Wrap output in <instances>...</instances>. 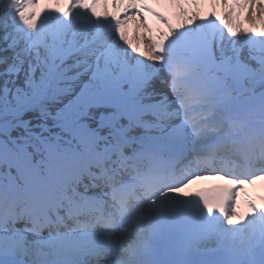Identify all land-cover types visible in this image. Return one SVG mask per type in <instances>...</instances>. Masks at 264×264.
Masks as SVG:
<instances>
[{"label": "snow or ice", "instance_id": "1", "mask_svg": "<svg viewBox=\"0 0 264 264\" xmlns=\"http://www.w3.org/2000/svg\"><path fill=\"white\" fill-rule=\"evenodd\" d=\"M31 3L26 21L0 11V264H264V218L235 247L184 231L163 204L144 235L106 231L85 210L105 177L122 179L145 155L188 142L193 113L264 130V27L251 28L257 40L201 23L223 22L203 7L222 0H111L116 11H94L122 21L115 33L148 63L97 25L39 22L43 3L68 16L72 0ZM129 4L135 15L125 18Z\"/></svg>", "mask_w": 264, "mask_h": 264}, {"label": "bare ground", "instance_id": "2", "mask_svg": "<svg viewBox=\"0 0 264 264\" xmlns=\"http://www.w3.org/2000/svg\"><path fill=\"white\" fill-rule=\"evenodd\" d=\"M242 2V6L240 8V10L238 12H234L232 10V8L228 5L225 4V2H222V7H215V6H205L206 9V13H208L209 11H216L219 12V9L221 10V14L222 18H223V22L221 20H219L220 24H223L226 29L228 30V26H233L235 28H238L239 31L237 32V38L239 37H243L246 36V33H244V31L242 30V26L246 25V26H253V27H264V0H240ZM3 0H0V5L3 3ZM101 3V2H100ZM54 6V5H53ZM255 6L258 12V16L256 18H253V16L250 14V10L251 8ZM131 4H129L126 7V13L125 18L128 15H132V13L134 14V12L129 13L128 12V8H131ZM46 10V8H44ZM247 10V12H246ZM47 11V10H46ZM116 11V9L114 10ZM167 11H171V13L175 16L177 14L176 9H170ZM57 12V11H56ZM93 10H90V12L88 13V15H90V13H92ZM122 22V21H121ZM115 28L119 27V23L118 24H114ZM134 27V26H132ZM131 30V28H130ZM149 31V30H148ZM148 33V32H147ZM226 36L228 35V31L226 32ZM128 39L132 42V43H136V40L133 38V36L131 37V39L128 37ZM151 36L148 35H144V46L149 47L148 44L151 43ZM122 48H124V46H126V48L128 49V51L132 54L137 56L138 53L133 52L132 49L129 47L128 44L124 43V41L122 40H118L117 41ZM142 59L146 60L148 63H151V61H148L146 57H142ZM251 211H249L247 213V215H249ZM252 215V214H250ZM244 222L242 221L239 224H243ZM237 224V225H239Z\"/></svg>", "mask_w": 264, "mask_h": 264}, {"label": "rangeland", "instance_id": "3", "mask_svg": "<svg viewBox=\"0 0 264 264\" xmlns=\"http://www.w3.org/2000/svg\"><path fill=\"white\" fill-rule=\"evenodd\" d=\"M263 9H264V6H263Z\"/></svg>", "mask_w": 264, "mask_h": 264}]
</instances>
